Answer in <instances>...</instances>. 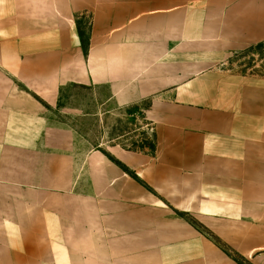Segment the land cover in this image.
Listing matches in <instances>:
<instances>
[{"label":"crops","instance_id":"1","mask_svg":"<svg viewBox=\"0 0 264 264\" xmlns=\"http://www.w3.org/2000/svg\"><path fill=\"white\" fill-rule=\"evenodd\" d=\"M263 41L264 0H0V264H237L184 216L264 264V77L225 68ZM68 86L152 152L81 150Z\"/></svg>","mask_w":264,"mask_h":264},{"label":"rangeland","instance_id":"2","mask_svg":"<svg viewBox=\"0 0 264 264\" xmlns=\"http://www.w3.org/2000/svg\"><path fill=\"white\" fill-rule=\"evenodd\" d=\"M81 23L83 24L81 29L85 36L88 19L83 17ZM225 68L240 75L264 77V41L254 46L243 47L233 53ZM106 96L105 89L95 91L89 88L68 86L63 89L57 109L49 112L47 116L57 125L72 127L77 133L76 139L81 150H91L99 146L101 149L107 150L110 146L118 145L127 150L152 152V132L150 127L145 125L146 122L143 121L141 111V108L147 107V104L144 103L142 106L129 109H119L112 103L99 107L105 101ZM62 108L72 111L79 109V111L90 114L97 112L98 115L83 117L79 113L78 115L65 114L62 113L63 110L60 112ZM184 218L201 234L210 238L208 234L211 233L203 226L189 216H184ZM235 253L237 252L235 251ZM238 255L242 257L240 254ZM242 258L237 257L241 264H252L251 261Z\"/></svg>","mask_w":264,"mask_h":264},{"label":"trees","instance_id":"3","mask_svg":"<svg viewBox=\"0 0 264 264\" xmlns=\"http://www.w3.org/2000/svg\"><path fill=\"white\" fill-rule=\"evenodd\" d=\"M82 23L79 21L77 22V29H78V33L79 36L81 38V45L83 47V49H86V42L84 40V34L82 32ZM153 150V149H152ZM118 165H120L119 163H117ZM121 166V165H120ZM122 167V166H121ZM123 170H125L126 172H128V170L124 167H122ZM208 236L210 237L209 239L218 247L220 248L225 254H227L230 258L233 259V261H235L237 264H241L240 261L237 259V257L243 259L242 257H240L237 253H235V251H233L232 249H230L226 244H224L220 239H218L217 237H215L214 235L208 234Z\"/></svg>","mask_w":264,"mask_h":264}]
</instances>
